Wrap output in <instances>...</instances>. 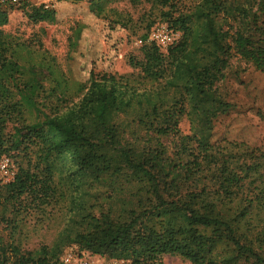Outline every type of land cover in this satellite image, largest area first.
Returning a JSON list of instances; mask_svg holds the SVG:
<instances>
[{
    "label": "trees",
    "instance_id": "obj_1",
    "mask_svg": "<svg viewBox=\"0 0 264 264\" xmlns=\"http://www.w3.org/2000/svg\"><path fill=\"white\" fill-rule=\"evenodd\" d=\"M53 1H88L92 13L109 19L111 31L134 22L114 4H148L143 39L163 23L181 31L183 39L167 49L144 43L143 59L133 61L141 69L140 82L110 74L97 78L90 72V85L105 87V139L96 141L66 129L58 114L41 109L42 94L56 99L51 108L57 109L72 96V88L54 59L34 58L26 44L3 29L14 10L32 7L29 15L36 23H55V11L30 2L0 4V157L19 160L12 182L0 178V264H61L69 244L129 264H163L168 255L191 264H264V144L227 141L221 146L204 135L212 118L230 107L218 87L229 67L228 53L212 66L201 63L195 53L201 32L184 38L185 24L193 16L182 13L185 0ZM217 1L230 20L229 49L264 75V0ZM85 87L78 83L75 96ZM185 114L192 119L194 114L200 124L192 135H183L179 128ZM129 115L134 116L131 122L123 118ZM172 137L179 139L174 157L161 141ZM112 169L138 170L151 178L158 204L136 213L130 224L110 228L103 241L65 227L50 244L24 246V212L33 207L44 212L70 195L77 207L86 186Z\"/></svg>",
    "mask_w": 264,
    "mask_h": 264
},
{
    "label": "rangeland",
    "instance_id": "obj_2",
    "mask_svg": "<svg viewBox=\"0 0 264 264\" xmlns=\"http://www.w3.org/2000/svg\"><path fill=\"white\" fill-rule=\"evenodd\" d=\"M36 7L47 5L56 13V22H39L31 20L32 7L17 9L10 14L8 25L3 29L14 39L26 44L40 58L47 56L54 59L63 73L64 81L72 88V96L58 108L56 99L39 98L41 109L51 114H58L59 121L68 130H76L96 141L105 139L102 127L101 108L105 87L102 83L90 85L92 71L97 78L103 74L128 76L134 82L142 81L140 68L133 67V61L143 59L142 35L146 33L148 17L144 15L148 4L134 7L128 1H120L113 6L120 12L129 15L133 23L127 29L111 31L108 18L98 17L91 12L88 1L56 2L51 0H33ZM185 15H193L185 24L186 36L199 30L195 53L198 59L207 66H212L226 58L228 53L229 67L224 71L226 76L218 84L219 95L230 107L226 112H218L213 118L210 129L204 135L212 142L225 146L227 141L246 143L250 147L264 144V75L250 63L242 60L233 49L230 36V20L220 12L217 0H185L182 8ZM112 18V16H111ZM183 35V33H182ZM142 41V43L140 42ZM25 59L28 53L24 52ZM78 83H84L85 89L78 96L75 91ZM49 89L50 84L45 83ZM151 88V84L147 85ZM156 86V84H155ZM170 90L167 94H173ZM187 107H189L187 105ZM36 117L34 113L33 118ZM132 121L134 116L123 117ZM197 116L185 114L181 117L179 128L183 135H192L199 129ZM12 125L9 126V130ZM145 138L147 134L139 128ZM145 139H148L147 137ZM167 148V155L174 157L179 150V139L161 138ZM15 163L16 157H10ZM17 167V165H16ZM85 194L75 202L66 197L56 206H48L45 211L35 207L24 212L21 226L26 240V248L39 247L41 243L50 244L57 239L65 227L72 228L86 236L106 239L110 228H119L130 224L136 213L158 204L154 181L143 172L135 170L117 171L112 169L102 174L97 180L86 186ZM84 253L102 263L116 262L129 264L124 259H109L96 249L69 244L63 249L61 261L66 253ZM163 264H191L177 256H164Z\"/></svg>",
    "mask_w": 264,
    "mask_h": 264
},
{
    "label": "built area",
    "instance_id": "obj_3",
    "mask_svg": "<svg viewBox=\"0 0 264 264\" xmlns=\"http://www.w3.org/2000/svg\"><path fill=\"white\" fill-rule=\"evenodd\" d=\"M24 2L32 3L33 0H0V4L19 6ZM48 8L47 5H45ZM183 39L182 32L170 27L168 24H158L149 32L147 41L154 42L163 49H167ZM142 43V41H140ZM17 175V167L8 156L0 157V178L4 183L12 182ZM61 264H116V262L102 263L96 258H91L84 253H66Z\"/></svg>",
    "mask_w": 264,
    "mask_h": 264
}]
</instances>
